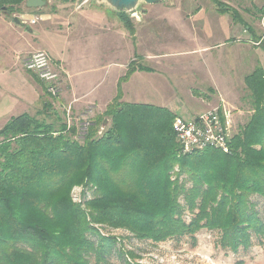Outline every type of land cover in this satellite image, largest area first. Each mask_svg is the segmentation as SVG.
<instances>
[{
  "label": "trees",
  "instance_id": "trees-1",
  "mask_svg": "<svg viewBox=\"0 0 264 264\" xmlns=\"http://www.w3.org/2000/svg\"><path fill=\"white\" fill-rule=\"evenodd\" d=\"M26 1L0 0V12L20 13ZM212 1L219 15L241 22L232 8ZM118 17L133 38L129 17ZM145 71L129 62L116 95L80 142L73 138L76 127L68 129L57 112L51 122L20 114L0 129V264H90V257L107 264L114 253L132 264L98 226L154 242L219 229L223 247L233 251L249 245L248 232L264 233L251 202L264 199V68L243 80L251 114L230 138L229 152L185 155L172 129L174 113L122 101L121 85ZM75 186L82 189L80 205L70 196Z\"/></svg>",
  "mask_w": 264,
  "mask_h": 264
},
{
  "label": "rangeland",
  "instance_id": "rangeland-1",
  "mask_svg": "<svg viewBox=\"0 0 264 264\" xmlns=\"http://www.w3.org/2000/svg\"><path fill=\"white\" fill-rule=\"evenodd\" d=\"M45 1L46 5L41 9L28 10L22 4L20 13L0 12V129L11 117L20 114L51 122L54 112H57L68 129L76 127L73 138L80 142L85 134L84 129L98 114L91 106L77 109L65 100L61 102V94L67 91L66 80L63 70L46 50L54 54L64 51L77 94L89 92V98L97 101L99 107H105L116 95L118 73L122 71V66L118 64L124 63L127 67L129 62L134 61L153 71H145L134 77L124 91L122 89V95L125 93L122 100L164 107L176 116L189 120L221 101L208 86L190 88V83L196 77L203 83H214L223 90L222 94L227 98L224 108L230 109L234 116L231 137L237 134L239 126L250 116L249 97L243 78L257 66L264 68V16L260 13L264 10V0H216L237 12L241 22L233 20L228 14L219 15L212 0H165L158 4L140 5L138 12L144 10V13L138 18H129L134 26L133 38L117 18L116 12L106 5H97L95 0ZM87 15L109 22L110 35L100 38L97 45L100 55L103 48V57L99 56V59L93 55V44L82 40V48L79 49L80 33L75 38L78 27L85 24L80 17ZM192 15L194 17L189 19ZM31 18L36 19L34 25L29 22ZM14 19L18 23H14ZM97 24L94 26L95 32L101 29L100 22ZM230 24L238 26L236 38H244L243 29L250 28L253 35L247 41V46L240 44L243 43L241 39H233V44L231 41L224 42L226 45L208 53L187 52L207 41H224L228 35L226 25ZM56 31L63 33L58 36ZM37 52L47 53L51 60L50 70L57 75L53 86L60 89L58 97L45 94L35 79L40 81V78L25 67L26 61ZM228 79L237 81L234 90L226 88L225 81ZM188 90L193 96L211 97L213 104L205 110L201 104L194 105ZM47 102L51 105L50 110L44 107ZM84 193L87 198L90 197V192ZM70 196L75 204L80 205L83 199L81 186L73 187ZM251 202L264 220V199L254 196ZM191 217L186 209L183 215L186 224L191 222ZM98 229L103 235L116 239L117 250L125 256L123 259L132 264H264V233L256 235L248 232L249 245L233 251L223 247L224 235L219 229H199L192 236L162 242L138 240L125 229L100 226ZM89 261L95 264L93 257ZM107 262L124 264L122 256L115 253L107 258Z\"/></svg>",
  "mask_w": 264,
  "mask_h": 264
},
{
  "label": "crops",
  "instance_id": "crops-1",
  "mask_svg": "<svg viewBox=\"0 0 264 264\" xmlns=\"http://www.w3.org/2000/svg\"><path fill=\"white\" fill-rule=\"evenodd\" d=\"M193 17L194 16L192 15V16L189 17V19H192ZM80 18H81L83 24L85 23L87 26L85 24H84V26H79L77 31H76L75 38H77V36L80 33L79 37H80L81 40H79V42H80L79 49L82 48V40H86L87 42H90V44H93V46H92V47H94L93 55L95 56V59H99V56H101V58H102L103 57V52H102L103 48L101 49V55H100L99 54L100 53V48L97 45H98V43L100 41V38L104 39V37H108V35H110V27H109L108 20H106V19L104 20L103 18H94V16H90V15H87V16H84V17L81 16ZM94 19H96V20H94ZM97 22H100V26H101V29H98L99 32H95L94 31V29H95L94 26H98ZM226 26L228 28V35H227V38L224 41H221V42L218 41V42H215V43L214 42L212 43L211 41H207L206 43H204V44L201 43V44H199L198 47L190 49L187 52H189V53L200 52L201 54H203L205 52L208 53L209 51H213L216 48H219L220 46L226 45L224 42H230L231 40L233 41V39H237V40L241 39L243 43H240V44L242 46H247L248 45L247 41H249V39H251L252 35H253V32L250 30L249 27H246L245 29H243V33L245 35L244 38H236L237 34H238V30H237L238 26L237 25L235 26V24H233V25L230 24V25H226ZM26 29L29 30L31 28H26ZM59 33H63V31H56L55 32V34L58 35V36L60 35ZM17 36H19L22 40L24 39V38H22L23 37L22 35L18 34ZM17 36H13V37L15 38ZM232 41L230 43H232ZM35 50H37V49H35ZM68 50L69 49H67V51ZM46 52L49 53L50 57L54 60V62H56V64L59 65V67H61V69L63 70V74H64V77H65V80H66L67 91L65 93L61 94V99L63 100L61 102H64V100H65L67 103L77 107V109H82V108H84L86 106H91V107H94V110L98 114L103 113L105 108H106V106H107V104L110 101H108V103L105 105V107H99L97 105V101L89 98V92L88 93H80L79 95L77 94V92H76V90H75V88L73 86V83H72V73H71V70H70V67H69V64H68V58H66V55L64 54V51L57 52L56 54L50 53L47 50H46ZM106 52L109 53V50H107ZM97 63H99V62H97ZM109 65H110V63H109ZM118 65L122 66V69H121L122 71L120 73H118V79H119L121 76H123L121 74L123 72H125L126 65L124 63L123 64H118ZM150 70L153 71V69H150ZM141 73H143V72L134 73L131 76L130 80L127 83L123 84L125 86V87L122 88L123 91H124V88H126V85L134 77L138 76V74H141ZM244 78H243V80H244ZM236 83H237V81L233 80V79H228L227 81H225V84H227L226 88L229 87V89H231V90H234L233 86H235ZM191 86H193V87L194 86H197V87L208 86V88L210 90H213V92L211 91V93H215V95L219 99H221L220 103L227 104L225 102V101H227V98H225L224 95L222 94L223 90L221 89L220 86L215 85L214 83H210V82L203 83V81L201 79H198L196 77L194 78V81L192 83H190V88H191ZM187 93L189 94V97H191L194 100V101H192V103L194 105L195 104L203 105V108H204L203 110L207 109L214 102V99H212L211 97H200L199 95L198 96H195V95L193 96V94H191L190 90H188ZM113 98L114 97H112V99ZM124 98H125V93L123 92V98L122 99H124ZM122 101L127 102L125 100H122ZM129 103H131V102H129ZM134 103H137V102H134ZM144 104H149V103H144ZM168 110H170V109H168ZM171 112H173V111H171Z\"/></svg>",
  "mask_w": 264,
  "mask_h": 264
},
{
  "label": "built area",
  "instance_id": "built-area-1",
  "mask_svg": "<svg viewBox=\"0 0 264 264\" xmlns=\"http://www.w3.org/2000/svg\"><path fill=\"white\" fill-rule=\"evenodd\" d=\"M29 22L34 25L36 19L31 18ZM50 66L51 60L45 52H37L25 63L26 69L40 78L48 95L58 97L59 86H53L57 75L51 72ZM233 119V112L224 108L222 103L189 120L176 116L172 123V129L180 146L181 154H191L205 148L218 149L228 153V143L234 126Z\"/></svg>",
  "mask_w": 264,
  "mask_h": 264
},
{
  "label": "water",
  "instance_id": "water-1",
  "mask_svg": "<svg viewBox=\"0 0 264 264\" xmlns=\"http://www.w3.org/2000/svg\"><path fill=\"white\" fill-rule=\"evenodd\" d=\"M163 1L165 0H95L97 5H106L108 9H112L113 11H115L118 19L119 14H124L129 18L131 16L138 18V15L144 13V10H140V12H138V8L140 5H153L162 3ZM45 5V0H27L25 3V8L28 10L41 9ZM99 13L103 12L100 11ZM13 22L18 23L16 19H14Z\"/></svg>",
  "mask_w": 264,
  "mask_h": 264
}]
</instances>
